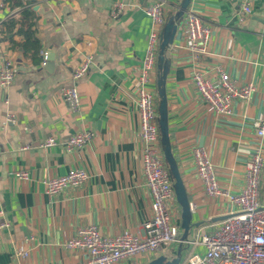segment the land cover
Segmentation results:
<instances>
[{
    "label": "crops",
    "instance_id": "0c3cea01",
    "mask_svg": "<svg viewBox=\"0 0 264 264\" xmlns=\"http://www.w3.org/2000/svg\"><path fill=\"white\" fill-rule=\"evenodd\" d=\"M33 1L35 35L40 50L54 54L51 67H44L42 54L34 63L0 33V67L4 59L16 67L12 82L0 85V209L9 223L0 237V264H81L85 251L67 245L77 227L97 225L106 236L144 234L151 195L140 159L144 143L135 96L151 29L144 8L153 0ZM167 1L169 13L181 0ZM114 2L123 4L116 18L110 16ZM240 2L190 0L188 8L209 28L206 52H190L178 28L166 50L168 129L191 210L190 241L237 210L225 195L207 193L196 172L194 148H203L219 188L228 193L242 189L245 162L259 144L264 157V137L259 139L253 128L264 118V0H254L244 18ZM13 11L0 0V29ZM85 52L93 54V64L80 82V107L73 111L60 89L71 85L72 70ZM196 70L212 80L223 71L237 84L253 83L255 90L235 100L226 116L209 112L192 80ZM156 74L155 69L144 84L155 93ZM10 115L14 121H7ZM81 130H90L92 138L80 149L67 150L66 139ZM49 137L55 144L41 146ZM73 167L84 168L86 180L49 194L46 180ZM23 169L26 178H18L15 172ZM260 200L264 204V163ZM173 213L180 228L178 204ZM178 244L129 255L118 264H148ZM183 247L179 264L205 250L199 243L183 242Z\"/></svg>",
    "mask_w": 264,
    "mask_h": 264
},
{
    "label": "built area",
    "instance_id": "2783aa9c",
    "mask_svg": "<svg viewBox=\"0 0 264 264\" xmlns=\"http://www.w3.org/2000/svg\"><path fill=\"white\" fill-rule=\"evenodd\" d=\"M43 1V0H36ZM254 0H241L239 16L246 17L252 10ZM167 0H153L144 8L151 19V29L148 36L146 54L142 61V75L139 77L140 87L137 89L135 104L139 112L141 124V165L145 185L151 195L150 211L143 222L142 236L123 232L114 236L102 235L97 225L87 224L77 227L75 234L68 239L67 245L81 249L86 253V261L81 264H118L129 255L139 252L162 251L172 243L180 242L181 231L173 208L178 204L173 190L172 179L165 164L160 144L157 124V95L148 91L144 84L156 69L159 37L167 17ZM123 4L114 2L110 16L118 17ZM187 48L193 54L206 52L209 28L202 19L191 9L187 8L177 24ZM45 63V54L40 50ZM93 64V54L85 52L71 73L70 86L60 89L61 95L69 108L76 111L80 107V82ZM16 73L12 60L4 59L0 67V85L8 86ZM192 80L199 96L206 103L207 110L218 115L226 116L231 112L232 103L237 99H247L255 90L251 82L237 84L225 72L220 71L219 77L212 80L199 71H194ZM6 102V101H5ZM7 121H14L12 115ZM256 136L264 137V118L253 122ZM93 136L90 130H81L71 134L65 141L67 150L82 148ZM55 139L49 137L41 142L48 147L55 144ZM195 168L205 190L211 195H225L228 201L237 206V210L226 215L224 219L201 233L190 243L203 245L202 254H192L187 264H264V204L260 200L261 169L264 163L261 144L249 156L244 165V185L239 192L228 193L218 186L215 170L201 147L193 150ZM18 178H26L27 172H15ZM87 178V172L82 167H73L64 175L46 180L49 194H54L65 187H78ZM0 237L2 230L9 223L1 218ZM17 254L24 256L25 251L18 250Z\"/></svg>",
    "mask_w": 264,
    "mask_h": 264
},
{
    "label": "water",
    "instance_id": "95a60500",
    "mask_svg": "<svg viewBox=\"0 0 264 264\" xmlns=\"http://www.w3.org/2000/svg\"><path fill=\"white\" fill-rule=\"evenodd\" d=\"M190 0H181L175 11L169 15L161 28L158 53L156 58V95L157 101V124L159 130V144L161 152L166 162L169 174L172 179L173 190L176 201L180 207V242L174 252H167L159 255L149 261L148 264H179L182 251L184 249L183 242H188V236L191 230V210L188 200V195L183 185L181 175L175 160L171 141L169 136L168 121H167V99L165 90V79L169 70L170 60L166 56V50L169 44L172 43L177 31V24L183 13L188 8ZM37 9V5L33 7ZM54 54L51 51L45 53L44 67L49 68L53 65ZM23 67H19L22 69Z\"/></svg>",
    "mask_w": 264,
    "mask_h": 264
},
{
    "label": "trees",
    "instance_id": "16d2710c",
    "mask_svg": "<svg viewBox=\"0 0 264 264\" xmlns=\"http://www.w3.org/2000/svg\"><path fill=\"white\" fill-rule=\"evenodd\" d=\"M13 8V13L2 23L0 33L11 42L14 49H22L26 57L34 63L42 60L40 55V42L35 35L36 21L38 15L32 7L33 0H5ZM15 8V9H14ZM174 11H170L168 16ZM11 34V36H9ZM19 36L16 40L13 36ZM157 98V97H156ZM158 101V98H157ZM166 164V162H165ZM167 166V165H166Z\"/></svg>",
    "mask_w": 264,
    "mask_h": 264
}]
</instances>
